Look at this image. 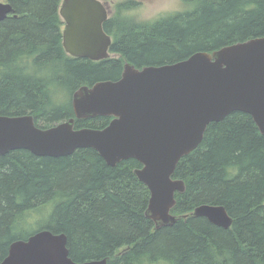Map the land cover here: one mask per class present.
<instances>
[{
    "label": "trees",
    "instance_id": "obj_1",
    "mask_svg": "<svg viewBox=\"0 0 264 264\" xmlns=\"http://www.w3.org/2000/svg\"><path fill=\"white\" fill-rule=\"evenodd\" d=\"M5 1L15 15L0 21V114L31 113L43 127L73 117V93L118 79L125 62L168 64L264 36V0H184L187 11L146 23L121 16L129 2L105 26L119 56L92 61L65 51L60 0ZM65 91L67 102L57 97ZM111 119H76L75 126L104 128ZM140 167L134 158L111 166L93 148L60 157L25 149L0 154V261L15 240L49 229L67 235L76 261L264 264V135L250 114L212 122L179 161L173 177L186 190L176 193L172 226L155 227L147 216L151 193L134 173ZM206 203L224 205L231 228L190 215ZM40 211L47 222L28 230Z\"/></svg>",
    "mask_w": 264,
    "mask_h": 264
},
{
    "label": "water",
    "instance_id": "obj_2",
    "mask_svg": "<svg viewBox=\"0 0 264 264\" xmlns=\"http://www.w3.org/2000/svg\"><path fill=\"white\" fill-rule=\"evenodd\" d=\"M14 10L0 1V19ZM64 46L76 57L110 56L111 36L104 29L108 10L101 0H62ZM76 119L113 117L104 128L75 127L70 118L52 127L36 125L32 115H0V154L25 149L37 156L60 157L93 148L115 166L130 158L150 192L147 216L158 228L179 219L172 213L184 180L173 178L179 161L203 141L212 122L233 112L252 116L264 135V36L198 51L186 59L137 68L127 62L118 80L84 85L72 97ZM229 229L233 217L221 204H201L190 214ZM0 264H108L107 258L78 262L68 237L39 229L11 243Z\"/></svg>",
    "mask_w": 264,
    "mask_h": 264
},
{
    "label": "rangeland",
    "instance_id": "obj_3",
    "mask_svg": "<svg viewBox=\"0 0 264 264\" xmlns=\"http://www.w3.org/2000/svg\"><path fill=\"white\" fill-rule=\"evenodd\" d=\"M109 3L112 10V16L118 13L120 5H124L125 2L133 1V7L130 10L122 12V17L128 16L140 23H146L161 19L166 16L175 15L179 12L187 11L190 6L186 5L184 0H103ZM59 100L64 102L69 101V92L65 91L63 97L57 96ZM40 214L38 221L28 230L33 231L38 228L39 225H44L47 221L42 215L45 212H38ZM47 214V213H46Z\"/></svg>",
    "mask_w": 264,
    "mask_h": 264
},
{
    "label": "flooded vegetation",
    "instance_id": "obj_4",
    "mask_svg": "<svg viewBox=\"0 0 264 264\" xmlns=\"http://www.w3.org/2000/svg\"><path fill=\"white\" fill-rule=\"evenodd\" d=\"M0 1H3V2H8V1H5V0H0ZM103 3H104V5L106 6V8H107V10H108V19H107V21L108 20H110L113 16H112V10H111V8H110V5H109V3L108 2H106V1H103V0H101ZM126 4L127 3H129V2H125ZM125 3H124V5H125ZM131 3H132V5L134 4V2L133 1H131ZM11 4V3H10ZM61 4H62V0H60V7H61ZM12 5V4H11ZM131 5V8L133 7ZM59 7V8H60ZM130 8V9H131ZM130 9H128V10H130ZM59 11H60V9H59ZM126 11V10H125ZM14 12L15 11H13L12 13H9L4 19H6L7 17H9L10 15L12 16L13 14H14ZM15 15V14H14ZM59 15H60V12H59ZM61 16V15H60ZM62 18V17H61ZM4 19H0V21L1 20H4ZM62 20H63V18H62ZM107 21L106 22H104V29L106 28L105 26H106V23H107ZM63 22H64V20H63ZM64 29H65V22H64V24H63V29H62V44H63V47H64V49H65V46H64V37H63V32H64ZM105 31L107 32V30L105 29ZM108 33V32H107ZM109 34V33H108ZM110 36H111V38H112V44H111V47H110V50H109V52H110V56L111 55H113V57H115V56H119V54H114V52H112V46H113V43H114V38H113V36L111 35V34H109ZM65 51H66V49H65ZM67 52V51H66ZM68 53V52H67ZM69 55H70V53H68ZM71 56H73V55H71ZM106 57V58H112V56L111 57ZM191 56V55H190ZM73 57H75V58H84V57H76V56H73ZM106 58H102L101 60H105ZM188 58V57H187ZM86 59H88V58H86ZM186 59V58H185ZM90 60H92V59H90ZM101 60H92V61H101ZM183 60V59H182ZM178 61H180V60H178ZM177 62V61H176ZM127 62H125V64H126ZM130 63V62H129ZM174 63V62H173ZM125 64H124V67H125ZM169 64V63H168ZM134 65V64H133ZM136 66V65H135ZM145 66H150V65H144V66H141V67H139V66H136L137 68H142V67H145ZM123 71H124V69H123ZM123 73V72H122ZM121 76H122V74H121ZM120 76V77H121ZM119 77V78H120ZM118 78V79H119ZM118 79H115V80H118ZM100 81V80H99ZM94 83H96V82H94ZM93 83V84H94ZM87 85V84H86ZM92 85V84H91ZM82 86H84V85H82ZM81 86V87H82ZM72 97H73V95H72ZM72 97H71V102H72ZM72 107H73V105H72ZM74 111V110H73ZM241 112V111H240ZM245 113V112H244ZM248 114V113H247ZM0 115H9V116H22V114H0ZM23 115H32L33 117H34V121H35V123H36V118H35V116L33 115V114H31V113H25V114H23ZM111 117V116H110ZM71 118H75V121H76V117H75V114H74V116L73 117H71ZM113 118V117H112ZM70 119V118H69ZM68 120V119H67ZM63 121H66V120H63ZM63 121H60V122H57V123H55V124H53V125H50V126H47V127H43V126H39L38 124H36L37 126H39V127H43V128H48V127H52V126H54V125H57V124H59V123H61V122H63ZM222 121V120H221ZM110 123V122H109ZM107 126V125H106ZM76 127V126H75ZM78 128V127H77ZM97 151V150H96ZM98 152V151H97ZM105 160V159H104ZM106 161V160H105ZM122 162V161H121ZM120 163V162H119ZM117 165V164H116ZM115 165V166H116ZM174 178V177H173ZM175 179H178V178H175ZM183 180V179H182ZM184 183H185V181H184ZM186 186V185H185ZM151 193V192H150ZM176 193H178V192H176ZM151 196V195H150ZM175 197H176V194H175ZM176 201H177V199H176ZM148 205H149V203H148ZM147 209H148V206H147ZM157 226V225H156ZM161 228V227H160ZM38 231V230H37ZM36 232V231H35ZM34 232V233H35ZM16 241V240H15ZM10 248V247H9ZM8 253H9V251H8ZM8 255V254H7ZM6 255V256H7ZM5 256V257H6ZM4 257V258H5ZM99 259H103V258H99ZM3 260V259H2ZM1 260V261H2ZM90 260H95V259H90ZM107 260H108V258H107ZM0 261V262H1ZM76 261V260H75ZM84 261H89V260H84ZM78 262H80V261H78ZM83 262V261H82ZM108 264H109V262H108Z\"/></svg>",
    "mask_w": 264,
    "mask_h": 264
},
{
    "label": "bare ground",
    "instance_id": "obj_5",
    "mask_svg": "<svg viewBox=\"0 0 264 264\" xmlns=\"http://www.w3.org/2000/svg\"><path fill=\"white\" fill-rule=\"evenodd\" d=\"M9 3V2H8ZM12 6V5H11ZM13 8V7H12ZM60 9V8H59ZM14 10V9H13ZM64 33V32H63ZM245 41V40H244ZM70 56H71V54H70ZM112 57H113V55H111ZM110 56V57H111ZM106 59H108V58H106ZM99 60H101V59H99ZM104 60V59H103ZM74 94V93H73ZM23 115V114H22ZM94 118V117H93ZM110 118H112V117H110ZM112 120V119H111ZM76 122V121H75ZM106 127V126H105ZM77 128V127H76ZM139 162V161H138ZM134 173H135V170H134ZM138 177V176H137ZM141 181V180H140ZM142 182V181H141ZM176 215V214H175ZM186 215V214H185ZM156 225V224H155ZM172 226V225H171ZM155 227H157V226H155ZM231 228V227H230ZM80 262H82V261H80Z\"/></svg>",
    "mask_w": 264,
    "mask_h": 264
}]
</instances>
